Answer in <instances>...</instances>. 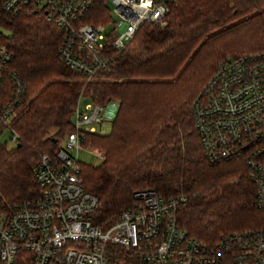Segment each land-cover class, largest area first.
Wrapping results in <instances>:
<instances>
[{"label": "trees", "instance_id": "1", "mask_svg": "<svg viewBox=\"0 0 264 264\" xmlns=\"http://www.w3.org/2000/svg\"><path fill=\"white\" fill-rule=\"evenodd\" d=\"M106 2L98 0L85 21L111 22ZM165 19L164 25H142L113 53L112 67L86 82L60 58L62 29L42 12L6 13L0 0V26L9 31L0 32V41L13 56L10 72L26 87L11 122L18 142H0L4 210L39 195L34 169L41 154H55V138L74 131V108L85 93L98 104L118 103L110 132L85 138L103 153L101 163L79 164L84 189L99 199L89 214L93 223L115 221L136 203V191L154 189L164 197H185L178 224L208 245L263 227L246 160L206 156L191 103L223 59L264 49V0H170ZM106 257L113 264H145L112 243ZM14 264H34L32 252L20 249Z\"/></svg>", "mask_w": 264, "mask_h": 264}, {"label": "built area", "instance_id": "2", "mask_svg": "<svg viewBox=\"0 0 264 264\" xmlns=\"http://www.w3.org/2000/svg\"><path fill=\"white\" fill-rule=\"evenodd\" d=\"M98 0H1L4 12H42L64 32L60 58L88 82L113 65L144 24L164 25L170 0H107L114 5L113 29L85 21ZM12 53L0 41V128L19 136L11 122L24 104L26 87L10 72ZM73 112L74 131L58 141L55 154H41L34 169L40 193L8 212L0 206V262L14 264L17 252L30 250L34 264H113L108 243L135 254L145 264H264V225L224 236L214 245L192 237L177 221L182 195L164 197L154 189L134 193L136 203L121 211L104 232L89 214L98 197L85 190L79 152L87 133L113 119L107 105L82 97ZM114 107L115 109H113ZM195 127L212 161L244 158L256 186V205L264 211V49L223 59L191 103ZM100 157L103 153L95 151Z\"/></svg>", "mask_w": 264, "mask_h": 264}, {"label": "rangeland", "instance_id": "3", "mask_svg": "<svg viewBox=\"0 0 264 264\" xmlns=\"http://www.w3.org/2000/svg\"><path fill=\"white\" fill-rule=\"evenodd\" d=\"M106 4H107V7H108L109 11L111 12L112 21H114L115 16H114V14H112V10H113L114 5L112 4L111 1H107ZM112 29H113V25H112V22H110L107 25L106 29L104 30V33L105 34H109L112 31ZM0 32H3L4 34H8L9 33V31L6 30L5 28H3L2 26H0ZM81 95H83L81 104H82V106H84L85 104H87L89 102V99L87 98L85 93H83ZM116 105H117L116 106V111H117V107H118V103L117 102H116ZM112 108L115 109L114 107H112ZM114 117H115V115H114ZM72 119H73V116H72ZM113 119H106V120H104V122L101 125H97L96 127H97L98 132H100L102 134L109 133L111 128H112ZM51 130L54 131V129H51ZM65 137H66V135H65ZM11 138H12V132L9 129H6V128H4V129L1 128L0 129V142L1 143H7V145L9 147H13L15 145V142H13ZM97 150H99V149L94 147V146H92L91 144L85 143L84 144V148L82 150H80V152H79V161H80V163L81 164L93 165V166L99 165L101 163V161H102V157H100L99 155H97L95 153V151H97ZM113 223H114V221L111 222V223H108L107 225L102 226V231H104V232L108 231L112 227Z\"/></svg>", "mask_w": 264, "mask_h": 264}, {"label": "water", "instance_id": "4", "mask_svg": "<svg viewBox=\"0 0 264 264\" xmlns=\"http://www.w3.org/2000/svg\"><path fill=\"white\" fill-rule=\"evenodd\" d=\"M54 141H55V142H58V141H59V139H58V138H55V139H54Z\"/></svg>", "mask_w": 264, "mask_h": 264}]
</instances>
